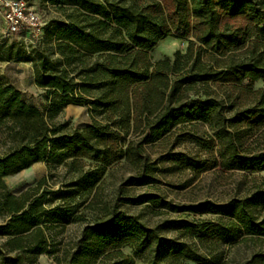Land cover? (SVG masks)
I'll return each mask as SVG.
<instances>
[{"label":"trees","instance_id":"16d2710c","mask_svg":"<svg viewBox=\"0 0 264 264\" xmlns=\"http://www.w3.org/2000/svg\"><path fill=\"white\" fill-rule=\"evenodd\" d=\"M50 2L62 17L51 20L40 41L27 43L25 32L19 41H0V62L32 63L45 99L42 108L30 104L0 72V264H36L43 254L58 264H89L93 251L100 264H134L122 250L127 244L162 264L165 249L180 244L164 235L175 223L197 240V264H224L228 247L241 241L259 247L250 264H264V85L255 87L264 83V0ZM169 36L188 39L187 50L154 60L151 51ZM69 105L88 107L93 121L77 128L58 121ZM199 125L204 131L194 130ZM187 143L197 151L178 149ZM122 160L131 173L120 202L215 217L150 225L114 207L65 249L66 227L87 220L82 209ZM38 162L49 174L36 188L13 193L5 177ZM214 171L243 172L253 184L221 202L124 194L189 172L181 183L167 182L187 190Z\"/></svg>","mask_w":264,"mask_h":264},{"label":"rangeland","instance_id":"374dc122","mask_svg":"<svg viewBox=\"0 0 264 264\" xmlns=\"http://www.w3.org/2000/svg\"><path fill=\"white\" fill-rule=\"evenodd\" d=\"M38 11L41 17V25L35 31L26 34L27 43H37L43 37L44 28L54 18L62 17V14L50 2V0H28ZM21 34H16L10 38V41H19L22 39ZM189 40L182 37L169 36L161 40L158 45L151 51L154 60L161 59L166 56L174 58L177 51L185 52L188 48ZM0 72L5 73L8 79L20 88L26 100L30 104H34L40 108L45 103L43 90H41L34 82L33 67L27 66L24 63H13L11 65L0 64ZM264 83L259 81L255 87H261ZM60 122H68L70 127H83L93 121V115L88 107H69L57 119ZM194 128V127H193ZM202 125L196 126L194 130L199 132L204 131ZM178 149L186 150L192 153L197 151L194 144L187 143L180 146ZM156 147H150V151H155ZM5 153V148L2 144V135L0 132V156ZM57 173L64 172V166H60ZM131 169L126 164L125 160L111 166L103 181L97 190V199L82 209V213L87 216L86 221H78L69 224L63 234V247L72 249L77 239L82 234V231L87 223H94V217L100 213H109L114 207L126 212L141 214L143 219L150 225H156L165 220H180L186 219L196 221L204 218L212 219L215 216L210 213L199 214H179L168 210H158L150 204L129 205L118 200L120 189L123 186L125 179L130 175ZM49 174L48 165L45 162L35 164L17 174L5 177V181L10 190L20 195L29 189H34L38 186L39 181ZM257 173L253 174L256 175ZM191 174L182 173L175 175L162 176L165 182L155 186H136L125 188L124 194L127 196H137L143 193L158 192L167 196L169 199L178 203H194L202 200H213L221 202L235 195L240 189L245 190L253 183L251 175L243 172H224L214 171L203 174L191 187L187 190H177L167 184L172 181L181 183L188 179ZM1 221V218H0ZM184 223H175L168 225L164 230V235L173 237L180 241L178 246H169L163 252L160 263L162 264H197L195 258L201 252L197 240L188 235L185 230ZM99 230L94 231V237L98 236ZM259 247L254 242H238L228 247L227 259L224 264H250L252 255L258 251ZM126 254H129L134 264H150L147 257L140 256L133 245L127 244L122 249ZM177 254H182L183 257L178 259ZM62 255V254H60ZM62 257V256H61ZM100 257L97 252L93 251L89 255V264H100ZM25 264V263H22ZM36 264H58L57 261L46 254L39 256Z\"/></svg>","mask_w":264,"mask_h":264},{"label":"built area","instance_id":"2783aa9c","mask_svg":"<svg viewBox=\"0 0 264 264\" xmlns=\"http://www.w3.org/2000/svg\"><path fill=\"white\" fill-rule=\"evenodd\" d=\"M0 8L5 19L1 40L21 32L31 33L42 24L37 9L28 0H0Z\"/></svg>","mask_w":264,"mask_h":264},{"label":"crops","instance_id":"0c3cea01","mask_svg":"<svg viewBox=\"0 0 264 264\" xmlns=\"http://www.w3.org/2000/svg\"><path fill=\"white\" fill-rule=\"evenodd\" d=\"M4 31H5V19H4V16H3L1 8H0V37H2V34L4 33ZM0 41H1V38H0ZM21 63L27 64V66L33 67L32 63H30V62H21ZM0 64H7V63L6 62H0ZM72 106L75 108L74 105H72ZM80 107H82V106H80Z\"/></svg>","mask_w":264,"mask_h":264},{"label":"bare ground","instance_id":"6f19581e","mask_svg":"<svg viewBox=\"0 0 264 264\" xmlns=\"http://www.w3.org/2000/svg\"><path fill=\"white\" fill-rule=\"evenodd\" d=\"M74 106H75V108L80 107V106H76V105H74ZM69 107H73V106L72 105H69L67 108H69ZM38 163H40V162H38ZM38 163H35V164H38Z\"/></svg>","mask_w":264,"mask_h":264}]
</instances>
